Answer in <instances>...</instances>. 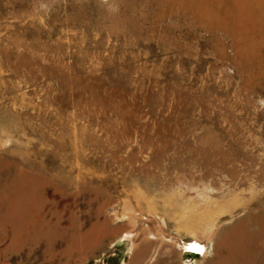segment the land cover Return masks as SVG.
<instances>
[{
  "label": "rangeland",
  "instance_id": "rangeland-1",
  "mask_svg": "<svg viewBox=\"0 0 264 264\" xmlns=\"http://www.w3.org/2000/svg\"><path fill=\"white\" fill-rule=\"evenodd\" d=\"M0 264H264V0H0Z\"/></svg>",
  "mask_w": 264,
  "mask_h": 264
},
{
  "label": "bare ground",
  "instance_id": "bare-ground-1",
  "mask_svg": "<svg viewBox=\"0 0 264 264\" xmlns=\"http://www.w3.org/2000/svg\"><path fill=\"white\" fill-rule=\"evenodd\" d=\"M193 249H198V251H199V250H201V247H199V246L197 247L196 245H194Z\"/></svg>",
  "mask_w": 264,
  "mask_h": 264
}]
</instances>
